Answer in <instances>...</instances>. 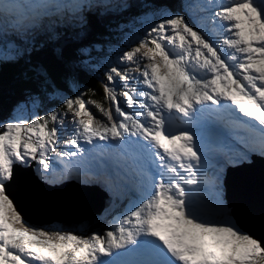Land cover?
Listing matches in <instances>:
<instances>
[{"label": "snow or ice", "instance_id": "snow-or-ice-1", "mask_svg": "<svg viewBox=\"0 0 264 264\" xmlns=\"http://www.w3.org/2000/svg\"><path fill=\"white\" fill-rule=\"evenodd\" d=\"M205 6L217 9L208 17L215 43L185 15L161 10L159 21L122 51L116 66L106 68L108 108L80 94L45 115L0 122V264H264V238L233 218L218 183L203 194L207 211L193 210V195L200 194L197 177L206 162L202 145L194 133L171 131L173 112L185 118L181 123L191 124L198 115L227 110L233 123L256 133L249 151L264 156V0H206ZM83 7L59 0H0V31L26 37L53 10L75 13ZM8 48L0 52V63L21 54L12 51L14 44ZM125 103L131 111L122 107ZM65 125L71 129L65 143L76 150L57 152ZM81 140L140 148L154 169L140 198L129 201L108 230L87 237L28 224L7 193L14 165L30 167L35 161L40 178L52 182L46 175L55 171L49 152L76 157L85 151ZM134 252L143 258L129 261Z\"/></svg>", "mask_w": 264, "mask_h": 264}, {"label": "trees", "instance_id": "trees-1", "mask_svg": "<svg viewBox=\"0 0 264 264\" xmlns=\"http://www.w3.org/2000/svg\"><path fill=\"white\" fill-rule=\"evenodd\" d=\"M83 5V15L80 11L77 13L85 23L78 24L59 13L51 17V23L40 24L26 37L9 30L0 31L2 43H14L19 48L18 52L23 51L16 59L0 63V121L18 107V100L25 95L48 102L50 96L57 92L67 98H75L80 95L76 90H81L86 102L97 101L108 108L109 102L104 99L103 91V85L107 82L104 73L107 67L117 65L116 54L109 51L110 44L126 50L120 39L122 33L130 31V27L143 30L144 18L157 10L185 15L195 27V15L184 12L186 5L182 0H103L102 3L88 0ZM64 11L68 14L67 10ZM62 38H68L72 43L58 49L57 42ZM85 50L94 58L91 63L82 55ZM49 103L53 107L61 105L58 98ZM87 107L98 118L105 119L94 104L88 103ZM93 219L89 222L92 223ZM54 227L41 228L64 232H75L78 228L71 223Z\"/></svg>", "mask_w": 264, "mask_h": 264}, {"label": "rangeland", "instance_id": "rangeland-1", "mask_svg": "<svg viewBox=\"0 0 264 264\" xmlns=\"http://www.w3.org/2000/svg\"><path fill=\"white\" fill-rule=\"evenodd\" d=\"M27 2H37V0H24ZM85 1L88 0H67L68 3H81L84 4ZM94 1H97L98 3H102L103 0H90L91 3H94ZM184 1L186 5V11H184L187 15H190L191 13L194 16L193 18V24L198 30L202 31L203 34L205 35L206 39H210L213 43H215L217 36L213 32L212 25L208 21V17L211 15L212 12L217 10L214 7H206V0H182ZM59 2L64 3L63 0H59ZM216 2H219V0H216ZM190 5H194V7H190ZM68 14L63 10L61 12H55L53 10V14L49 16H42L40 18V24H45V23H51L52 19L51 17L63 13L65 14L68 18L73 19L76 21L78 24L81 23L79 17H81L80 14H73V12H69L67 10ZM81 14L83 15L84 10H80ZM160 11H155L152 13H149L146 17L144 18L145 21H143L145 24V28L143 30H136L133 27H130V31L122 33L120 39L122 43V47L124 49H128L130 47L135 46V42L142 38L145 34L146 31L150 28V26L153 23H156L159 21L161 18L157 13ZM47 21V22H46ZM152 22V23H151ZM128 29V28H126ZM11 33H14L11 29H9ZM143 34V35H142ZM2 43V41H0ZM3 45H0V52H7L9 50L8 46L13 45L14 43L8 42L6 44L2 43ZM109 51H113L116 54V63L118 64V57L124 51L121 47L116 48L112 44L109 46ZM170 50L174 51H179L178 49H173L172 46H168ZM225 51H232L230 49L225 48ZM14 52H18L19 48L16 47L15 49H12ZM21 54L23 51L20 52ZM89 52L87 51H82V55L86 57V61L91 63L92 59H94L92 56L88 54ZM19 54V55H21ZM120 67H124L123 64H119ZM135 74V73H134ZM142 79V78H141ZM143 87V85H141ZM77 93L82 94L81 90H76ZM58 98L59 104H61L59 107L56 105V107H53L49 101L52 99ZM67 98L61 93L57 92L55 94H52L50 98L48 99V102H43L40 99L34 97V96H29L25 95L21 99L18 100L19 105L18 107L14 108L9 116L7 118L1 119L0 122H5L11 119H15L17 117H26V118H31L33 114H38V115H45L47 112L56 109V108H61L63 100ZM120 99L123 101L124 98L120 97ZM122 107L125 108L126 111H131L127 109L126 103L122 104ZM63 111V109H62ZM52 127V124L49 123V128ZM71 133V129L69 126L65 125L60 128V140L57 144V152L60 151H75L76 149L70 148L69 145L65 143L67 141L68 136ZM249 136V134H248ZM209 141V138L206 139ZM82 144L87 145V143H83V141H79ZM210 142V141H209ZM209 144V143H208ZM214 150H208L207 152H204V157L206 161V155L211 154L212 158L209 159V161H206L204 164L203 172L202 175L197 177V180L200 182L199 187H200V194H194L193 195V210L197 212H206L207 208L204 203V197L203 194L206 192H210L212 190L213 184L218 183L219 188L222 190V182L224 181V178L226 177V171L230 170L231 168H244L245 170L248 171L247 166L250 164V162H240L237 159H233L234 157V151L233 148L222 145V144H214ZM85 152H81L78 156L74 157L77 160L72 162L73 158L72 157H59L56 152H49V158L50 162L55 169L54 172L46 174L49 176V179L52 182H48L46 180H42L40 176L37 174V168L41 167L36 164L35 161H30V167H24L20 165L18 162L17 164L14 165V170L15 169H23V170H28L32 173V175L38 180V182L49 185V186H61V185H71L72 187L79 186L83 189H87L89 187H99L101 190L102 188L99 186V184L103 185L105 188L104 194L108 198V206L106 207L107 210L103 211V213L96 217L95 224L92 226H89V221L83 222L75 232L76 235L82 236V237H87V235H91L93 232H99L103 233L106 230L109 229V226L113 224V217L119 216L128 206L129 201L134 200V199H139L141 195H137V192L133 191L134 189L138 188L141 189V184L137 180V177L134 176L131 171H129L127 168L128 166L126 165V161H122L121 166L118 165V168L123 172L124 176L118 177L124 185L121 183V181H107L106 178L110 177L111 175V164L109 162H105L102 160H99L101 165L98 166L97 164H91L87 159L88 155ZM262 160L264 161V156H261ZM115 160V158H114ZM123 160V159H121ZM220 162V166L217 168L216 163ZM90 163V165L88 164ZM121 163V162H120ZM253 163V162H252ZM65 164L68 165V167H65ZM87 166V167H86ZM108 166V167H107ZM127 168H126V167ZM88 169L89 171L86 172V176H84L85 171L84 169ZM211 170H214L213 176H210ZM252 176L255 179H261V174L258 172L252 171L251 172ZM119 176V173H118ZM217 176H218V181H217ZM113 178V177H112ZM60 181V182H57ZM56 181V182H53ZM10 183V182H9ZM132 186L131 189H129V186ZM134 185V187H133ZM14 189L16 190L18 188L17 185H13ZM186 187H192L196 188L197 185L193 186H186ZM197 201L203 202V206L205 208L195 207V203ZM231 211V209H230ZM219 218V217H217ZM60 224H52L49 225L51 227L58 226ZM41 228V227H39ZM55 228V227H54Z\"/></svg>", "mask_w": 264, "mask_h": 264}, {"label": "water", "instance_id": "water-1", "mask_svg": "<svg viewBox=\"0 0 264 264\" xmlns=\"http://www.w3.org/2000/svg\"><path fill=\"white\" fill-rule=\"evenodd\" d=\"M72 43L68 38L57 42L58 49ZM262 160V159H261ZM250 168L260 169L263 179H255L242 168L226 171L222 182L223 198L245 231L257 238H264V161ZM256 166V167H255ZM13 185H17L15 190ZM7 193L17 205L24 220L35 227L71 223L78 227L107 210L108 198L98 187L83 189L71 185L49 186L38 182L28 170L15 169Z\"/></svg>", "mask_w": 264, "mask_h": 264}, {"label": "bare ground", "instance_id": "bare-ground-1", "mask_svg": "<svg viewBox=\"0 0 264 264\" xmlns=\"http://www.w3.org/2000/svg\"><path fill=\"white\" fill-rule=\"evenodd\" d=\"M234 125H237L235 123H230L228 126H225V125H215L214 127H222V129L225 131V135L224 137H219V138H222L220 140L223 141V143H225L224 145L226 146H229L231 148H233V151H234V157L233 159H237L239 160L240 162H250V164H248L249 166H247V168L249 169L250 168V165L252 164V162H256V166L260 163V161H262V157L261 155H259L258 152H253V151H249V148L247 146H251L253 144V142L255 140L258 139L256 133L254 132H250L249 133V136L247 134V131H245L244 133H241V134H236L232 131V127ZM202 126H198L197 129L201 128ZM226 129V130H225ZM210 138L211 137H218L217 135L215 134H209ZM203 142V140H202ZM214 144H220V141H212L210 145L207 144L206 142V148H204V152H207L208 150H214ZM96 147H100L99 145L96 146ZM202 150V149H201ZM92 152V155L93 157L91 158V164H97L98 166H101V165H105V164H101L99 160H102V161H105V162H109L111 164L112 167L111 168V175L110 177L106 178L107 181H121L118 177H120L121 175H123V172L118 168V165L121 166L122 164V161L124 160H121L122 157L119 153L116 152V150H109L108 152H105L104 150L100 149L98 151H93V149L91 150ZM241 153H247V158L246 159H240L239 158V155ZM205 156H206V161H209V159L212 158L211 154H207L205 153ZM73 160L72 162L76 161L77 159L72 157ZM115 158V160H114ZM121 162V163H120ZM90 165V163H88ZM126 165L128 166V170L131 171V173L137 177V180L140 182L141 184V189H134L133 191L137 192V195H141L142 192H143V187L145 186V183H146V180H147V175L148 174V171L145 170V171H142L141 168H143V166H139L136 162L135 159H132L130 162H127ZM255 166V167H256ZM87 167V166H86ZM84 169L85 171V175L86 176V172H88L89 170L88 169ZM108 167V166H107ZM244 171H246L245 169H243ZM252 171H255V172H258L259 174H261V171L260 169H256V168H250L249 169V173L251 174ZM248 172V171H246ZM118 173H119V176H118ZM262 176V175H261ZM113 177V178H112ZM261 179H263V177H261ZM260 179V180H261ZM262 181V180H261ZM121 183L124 185V183L121 181ZM131 185L128 187L129 189H131ZM134 187V185H133ZM106 187H104L102 185V189L103 191L105 190ZM87 236H90V235H87Z\"/></svg>", "mask_w": 264, "mask_h": 264}]
</instances>
